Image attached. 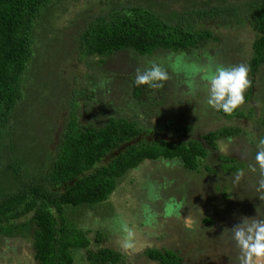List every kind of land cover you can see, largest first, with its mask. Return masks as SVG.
Listing matches in <instances>:
<instances>
[{
    "label": "rangeland",
    "instance_id": "rangeland-1",
    "mask_svg": "<svg viewBox=\"0 0 264 264\" xmlns=\"http://www.w3.org/2000/svg\"><path fill=\"white\" fill-rule=\"evenodd\" d=\"M104 1L61 0L50 22L54 29L66 31L72 27L79 31L83 19L88 22L106 9ZM172 8L179 10V5ZM208 27L219 40L188 52L158 48L148 55H138L125 48L80 61L76 56L78 48L62 45L61 34L47 42L64 54L72 51L58 66L51 49L47 67L53 63L52 75L39 72L33 78V90L39 88L40 98L50 92L51 108L47 103L37 106L40 100L30 108L34 110L31 119L47 120L45 112L57 116L52 140L72 107L79 126L101 127L109 117H123L142 128L138 138L146 141H200L203 134L223 126L238 128L235 135L217 139L215 149L206 147L207 154L195 170L185 169L178 158L143 160L117 179L115 189L103 202L63 206L66 221L88 238L85 248L105 246L118 250L124 256L123 264H157L144 255L148 248L172 251L179 259L177 264H239L240 250L231 239L230 228L242 217L264 218V177L255 161L256 146L264 135V65L255 73L249 72L251 87L246 90V102L234 111L239 115L226 118L220 114L207 104L206 77L217 66H248L254 31L247 22L210 23ZM76 34L72 31L71 40H78ZM149 61L161 64L169 73L170 79L160 88L135 84L136 69L149 67ZM204 65L209 66V73L199 71ZM66 85L70 88L62 95ZM134 87L139 90L136 94ZM168 125L187 130L172 133ZM223 155L226 161L220 160ZM237 165L240 167L233 169ZM250 166H256V171ZM189 216L193 220L191 227L184 223ZM28 218L26 215L20 220ZM21 224L11 236L0 234V264H37L32 247L36 225L32 221ZM125 226L135 232L131 249L122 246ZM96 232L102 236L97 243ZM85 248L70 250V264H88Z\"/></svg>",
    "mask_w": 264,
    "mask_h": 264
},
{
    "label": "trees",
    "instance_id": "trees-1",
    "mask_svg": "<svg viewBox=\"0 0 264 264\" xmlns=\"http://www.w3.org/2000/svg\"><path fill=\"white\" fill-rule=\"evenodd\" d=\"M60 3L0 0V234L11 236L18 224L34 222L32 247L37 264H70V250L89 244L84 231L66 221L63 206L103 202L117 179L143 160L178 158L185 169L195 170L207 154L206 147L215 149L217 139L238 133L235 126H223L203 134L200 141H146L138 138L142 128L123 117H109L101 127L79 126L72 107L52 140L57 116L45 112L47 120L31 119L34 110L30 108L40 100L37 106L47 103L51 108L50 92L40 98L39 88L33 90L35 75H52L53 63L47 67L50 50L58 66L72 53L66 55L47 43L53 35L61 34L62 45H75L77 60L82 61L86 56H107L125 48L138 55L158 48L188 52L219 40L208 27L210 23L247 22L254 31L250 72L264 65V0H105L106 9L88 22L83 19L79 31L54 29L50 19ZM72 31L78 32L77 41L71 40ZM261 81L264 84V70ZM68 88H63L62 95ZM138 91L134 87V93ZM218 112L226 118L239 115ZM167 128L177 134L187 130ZM107 155L109 159L100 163ZM220 160L226 161V156ZM26 215L29 218L22 222ZM101 240L96 232L94 242ZM144 255L157 264L179 261L170 250L148 248ZM85 258L88 264H123L124 256L103 246L85 248Z\"/></svg>",
    "mask_w": 264,
    "mask_h": 264
},
{
    "label": "clouds",
    "instance_id": "clouds-1",
    "mask_svg": "<svg viewBox=\"0 0 264 264\" xmlns=\"http://www.w3.org/2000/svg\"><path fill=\"white\" fill-rule=\"evenodd\" d=\"M149 67L136 69V85H148L149 88H160L163 82L170 79L168 71L159 63L149 61ZM201 73H209L208 65L201 66ZM250 69L245 64L236 66H217L206 77V90L208 93L207 104L217 111L222 110L227 115H232L236 109L246 102V90L251 87L249 79ZM255 155L261 177H264V138L257 144ZM256 166H250L256 171ZM264 186V179L261 181ZM261 217V216H260ZM187 227L193 225L189 216L184 218ZM231 239L239 248V264H264V218L242 217L240 222L230 228ZM122 246L131 249L135 243V232L125 226Z\"/></svg>",
    "mask_w": 264,
    "mask_h": 264
},
{
    "label": "flooded vegetation",
    "instance_id": "flooded-vegetation-1",
    "mask_svg": "<svg viewBox=\"0 0 264 264\" xmlns=\"http://www.w3.org/2000/svg\"><path fill=\"white\" fill-rule=\"evenodd\" d=\"M160 251H162V250H160ZM164 251V250H163ZM172 252V251H171ZM151 261H153V260H151Z\"/></svg>",
    "mask_w": 264,
    "mask_h": 264
}]
</instances>
